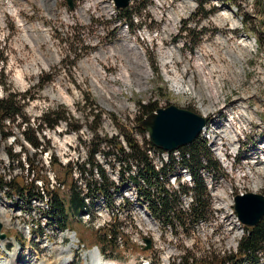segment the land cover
<instances>
[{"label": "rangeland", "instance_id": "1", "mask_svg": "<svg viewBox=\"0 0 264 264\" xmlns=\"http://www.w3.org/2000/svg\"><path fill=\"white\" fill-rule=\"evenodd\" d=\"M28 1L13 0L14 6L7 3L0 10V99L21 94L17 99L23 107V115L5 121V130L11 131L6 139L0 126V176L23 187L34 182L43 190L47 185L64 202L65 214L47 215L51 207L32 204L11 187L15 198H22L23 207L17 208L22 222L33 224L36 231L29 238L27 231L3 223L2 231L17 238L0 250V258L19 247L26 258L23 264L34 257L55 264L47 241L55 248L74 240L78 246L74 232L88 248L98 244L107 264H147L146 259L152 264H229L245 235L239 234L233 207H209L203 219L190 218L181 225L165 224L164 215L158 227L151 224L146 207L136 205L145 200L148 182L122 149L132 153L131 137L145 151L147 132L140 121L153 107L175 104L208 117L200 136L208 139L219 165L215 173L224 177L223 187L233 201L239 192L264 194V0H134L121 18L116 11L95 13L86 21L80 14L51 11L49 2L45 7L39 0ZM201 3L214 12L198 16ZM38 8L42 14L36 17ZM18 12L29 22L38 21L35 31L21 26ZM124 18L135 26L127 30ZM123 43L139 49L130 51ZM166 47L171 49L165 52ZM221 68L230 73L223 74ZM49 110L67 119L54 129L42 127L39 119ZM24 131L36 135L43 146L33 147ZM85 181L93 187L87 189ZM113 186L115 198L109 192ZM171 190L177 201L179 190ZM102 192L110 207H98ZM126 194L130 200L119 203L117 198ZM83 200L88 212L82 208L73 214ZM105 210L110 216H102ZM63 226L70 242L57 238ZM146 238L151 241L147 250ZM76 249L72 264H88L86 251ZM258 256L264 258V249Z\"/></svg>", "mask_w": 264, "mask_h": 264}, {"label": "trees", "instance_id": "2", "mask_svg": "<svg viewBox=\"0 0 264 264\" xmlns=\"http://www.w3.org/2000/svg\"><path fill=\"white\" fill-rule=\"evenodd\" d=\"M229 1L235 2L237 0ZM214 9L207 10L205 9L203 3H201L198 11V16L207 17L214 12ZM125 12H127V10H125ZM18 96H21V94L13 93L6 98L0 99V126L2 135L5 139L9 134H11V131L5 130L7 127L5 121L10 120V122H13L17 117L23 115V107L19 104V101L17 99ZM153 108L151 109L152 111L156 109V107ZM62 119H67V117L65 115H61L57 110H49L43 113L42 117L39 119V122L42 127L45 126L54 129ZM24 122H27V119ZM24 133L25 137L33 147L40 148L41 146H43L36 135H29L28 131H24ZM127 140L129 146L131 147L132 153H126L124 149H122V151L125 158H134L135 162L140 166V172L143 175L145 174L144 177L148 182L147 186L149 188L144 189L143 193L144 196H146V199H149L151 201L153 212L157 215H164L166 217L165 221H169V223L173 225H181L183 221H188V219L190 218V221H198L200 219H203L210 206L209 204L207 205L208 197H210V194H206L208 190L207 185L205 181H203V179L199 176L198 170L201 175V171L204 168H207L208 170L215 173V170L219 167L218 163L212 158V152L210 151L208 147L209 145H207L206 140L199 136L191 144L182 146V150H180L183 162L188 165L189 169L191 170L190 175L193 176L195 180V187L191 189V192L195 194L193 195L195 203L193 207L189 209L192 210L190 214L185 213V211H183L182 209L178 210L177 208H175L182 207L184 203L180 202L179 199H177V201L173 200V194L167 191L166 186L163 183L165 182V179H160L161 173L167 175V173H165L167 167L160 171H157L152 165V161L149 158L148 153L142 151L139 145H137L131 137H127ZM150 147L160 149L154 146L151 142ZM32 184V187H23L16 181L6 183L3 177L0 176V189L9 185L8 187L23 190V192L26 190L27 192L31 193L34 188V182ZM100 190L101 188L98 189V191ZM46 191L49 192L48 189ZM109 192H111V188H109ZM8 193L9 192H7V194ZM38 193L41 195V192L37 191L34 196H36ZM101 195L107 196L105 192H102ZM175 202L176 206H174ZM73 209H79V206L73 207ZM55 212L57 215L65 214L64 202L58 197L54 199L53 203L52 213L55 214ZM239 243L240 245L238 253L235 258L231 259V262L229 264H240L241 261L245 259L249 261H256L258 259V253L264 249V218L257 226L249 228L247 234L239 240ZM223 264L225 263L223 262Z\"/></svg>", "mask_w": 264, "mask_h": 264}, {"label": "bare ground", "instance_id": "3", "mask_svg": "<svg viewBox=\"0 0 264 264\" xmlns=\"http://www.w3.org/2000/svg\"><path fill=\"white\" fill-rule=\"evenodd\" d=\"M59 1L60 0H39V2H41L45 7L47 6V4L49 2L50 8H55V9H57V4H59ZM95 3L97 6L103 7L105 9V13L114 14L117 11V6H116L114 0H95ZM131 47L135 50L139 49L137 44H132ZM225 73H230L228 68H225L223 70V74H225ZM20 76H21V74H20ZM204 111H205L204 113L206 115V112L208 111V109L205 108ZM150 149L156 150V154H158V155H155V153H148L149 158L151 159V161H152L151 163L154 166V168L157 171H160V170L164 169L165 167H167L166 168L167 170H165V173H167V175H165L164 173L160 174L161 180L166 179V181L164 180L165 182H163V183L165 184L167 191H169L170 193L175 192V190H171L172 187L178 189L179 190L178 199L180 200V202L184 203L182 205V207H188V209H191V207H193V205L195 203V199L192 195L193 193L191 192V189H193L195 187V180H194L193 176L190 175L191 170L189 169L188 165H186L183 162V159H182V156H181L179 149H176L173 151L161 150V149L152 148V147H150ZM127 175L131 176L130 173H128ZM201 176L204 178L209 177V181L206 183V185H207V189L209 191L210 197H213V204H209L210 205L209 207H214V208L219 207L222 209L226 208V207H233V211H234L236 218H237L236 222H237L238 226L240 227L239 234H241L243 232L246 234V228L243 229L245 226L239 220V218L235 212L233 197L228 192L227 188L223 187L225 185L224 177H222V178L218 177L216 173L208 170L207 168L202 169ZM97 177L100 178L99 175ZM144 179H145V177H144ZM144 181H146V180H144ZM91 182L88 184V182L85 181V186L87 187V189H88V185L90 186V184L93 187V183H91ZM147 188H149V187L147 186ZM4 189H7V187L0 189V193ZM96 190H98V189L96 188ZM181 190H183L184 192H182ZM39 191H41V195L38 193L36 196H34L31 199V202H33L32 204L35 203V205H38L39 207H42V208L43 207H52L51 196L46 192V190L44 188H43V190L38 188V192ZM148 191H150V190H148ZM2 192H5V191H2ZM7 192H9V191L5 192L4 202H2L0 204V214L2 216V218H0V222L4 223V224L13 216L12 214H9V212H8L9 210L6 211V208L7 207H13V206L9 205L8 203H10L15 198V195H13L7 199L6 198ZM46 193L50 196L49 198H48ZM110 193L113 195L112 198H115L114 196L115 195L117 196V189H115L114 186L111 187ZM128 195L129 194L122 195L121 198H117L119 203H121L122 201H123L122 203H125L130 198ZM107 197L108 196L102 195L101 199H103V201L100 202V206H98V207H110V205L106 203V200H108L110 202L109 197L108 198ZM189 200H190V202H188V204H186V202ZM136 205H138V207H151L152 203L149 199L145 198V200H143L142 202L138 201L136 203ZM16 207H23V206L19 205ZM18 210L19 209L14 210L15 214L19 218H22L23 213L18 212ZM102 213H103L102 216H106V215L110 216V210H105V212H102ZM148 222L151 223V221L149 219H148ZM73 239H74V236H73ZM60 241L62 242V240H60ZM0 242L2 244L5 242L3 245H7V243L9 241H8V239H4V240H1ZM238 245H239V243H237V248L234 250V252L237 251ZM76 247H77V243H76V240H74L67 247L55 248L52 244H49L47 248H48V250L54 251L55 256H56L55 264H72L73 256H74V254L72 253V250H73V248H76ZM16 248H14L13 251H11L7 255V258H5V259L0 258V264H23V262H20V261L22 259H26V258L22 254V249H20L19 247H18V249H16ZM96 252H97V250H91V252L87 254V257H90V259H87L89 264H91V263H93V264H99V263L100 264H107L104 261L103 262L101 261V259H102L101 256L99 254H95ZM38 259H36L35 257H34V259L31 258V260L29 261L28 264H51V262H52V261L46 262V261H48V259H45V258L40 259L38 257ZM113 263L118 264L116 262H113Z\"/></svg>", "mask_w": 264, "mask_h": 264}, {"label": "water", "instance_id": "4", "mask_svg": "<svg viewBox=\"0 0 264 264\" xmlns=\"http://www.w3.org/2000/svg\"><path fill=\"white\" fill-rule=\"evenodd\" d=\"M115 1L119 8H125L131 0ZM68 3L73 9L74 0H68ZM207 122L208 117L204 115L170 104L166 107H158L149 113L141 120L140 125L149 133L150 140L155 146L172 151L196 140ZM235 209L245 225L248 227L257 226L264 218V194L247 192L237 195ZM2 226L0 223V238H5L6 234L1 233ZM146 242L145 249H148L151 246V241L146 239Z\"/></svg>", "mask_w": 264, "mask_h": 264}, {"label": "built area", "instance_id": "5", "mask_svg": "<svg viewBox=\"0 0 264 264\" xmlns=\"http://www.w3.org/2000/svg\"><path fill=\"white\" fill-rule=\"evenodd\" d=\"M76 2H77L76 3L77 4L76 9L74 11H71V10H69V8L66 5V0H60L59 3L62 4V6L59 7L57 10H58V12L66 15V16H73V15L80 14L83 21L84 20L85 21L88 20L90 18V16L92 14H95V13H98L100 15L105 16V9L103 7H101V6H97L96 3H95V0H77ZM40 10H41L40 13L42 14V9H40ZM117 11H119L118 8H117ZM33 13H35V11H33ZM36 13L39 14V11L36 12ZM143 19H146V14H144ZM148 21H149V19L147 17V22ZM147 139H148V143L145 146V151L144 152L145 153H155V155H158V154H156V150H151L150 149V139H149L148 133H147ZM143 143H144V141H143ZM180 150H182V149L179 148V151ZM223 156L227 160H228V158H230V157H227V151L226 150H225V154H223ZM95 168H96V170H98V166H95ZM53 181H54V179H53ZM98 184L101 186L100 183H98ZM7 188H8V186H7ZM49 189H51V188L49 187ZM97 189H99V188H97ZM36 190L38 191V188ZM239 194H240V192H239ZM192 195H195V194H192ZM188 202H190V200L187 201L186 204H188ZM208 204H213V197H208L207 205ZM191 211L192 210H188L185 213H187V214L189 213L190 214ZM182 223H184V221Z\"/></svg>", "mask_w": 264, "mask_h": 264}]
</instances>
